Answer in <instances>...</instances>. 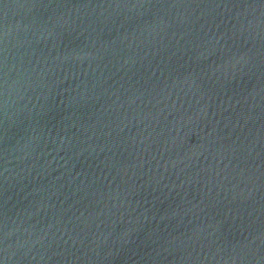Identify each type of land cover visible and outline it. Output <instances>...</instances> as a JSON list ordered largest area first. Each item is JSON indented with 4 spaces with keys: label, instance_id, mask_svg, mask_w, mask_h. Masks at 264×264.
Wrapping results in <instances>:
<instances>
[{
    "label": "water",
    "instance_id": "water-1",
    "mask_svg": "<svg viewBox=\"0 0 264 264\" xmlns=\"http://www.w3.org/2000/svg\"><path fill=\"white\" fill-rule=\"evenodd\" d=\"M0 264H264V0H0Z\"/></svg>",
    "mask_w": 264,
    "mask_h": 264
}]
</instances>
